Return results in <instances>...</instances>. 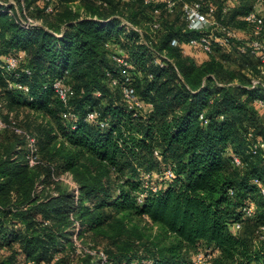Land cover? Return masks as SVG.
Returning <instances> with one entry per match:
<instances>
[{
    "label": "trees",
    "instance_id": "16d2710c",
    "mask_svg": "<svg viewBox=\"0 0 264 264\" xmlns=\"http://www.w3.org/2000/svg\"><path fill=\"white\" fill-rule=\"evenodd\" d=\"M24 1L28 15L41 25L24 28L0 12V91L7 103L53 116L61 134L54 127L38 134L17 132V126L1 119L0 249L10 254L1 255L0 264H189L179 260L177 251L195 246L196 253L201 245L206 264H263L264 241L254 247L250 239L264 224V151L249 149L255 139L264 140V132L255 134L264 126L255 103L264 99L263 88L237 82L240 72L230 67L225 72L223 62L230 57L218 55L223 47L217 43L200 64L185 54L188 48L172 46V38L186 41L200 32L186 30L178 12L168 13L160 3L144 6L174 15L184 35L175 22L169 28L163 19L151 31L150 15L139 25L113 13L107 2L94 0L98 7L83 11L58 5L46 14L35 0ZM222 6H217L219 19ZM117 16L142 34L118 28ZM238 43L230 46L245 62L250 54L241 52ZM116 49L130 61L132 85L144 103L140 111L122 101L123 79L110 57ZM7 56L17 58L13 69L4 67ZM106 72L117 77L115 86ZM59 78L72 90L66 105L51 88ZM67 110L76 118L63 117ZM88 111L96 112L91 122L85 119ZM25 134L37 147L33 166L26 159ZM19 135L25 145L17 151ZM232 154L240 157V165L231 163ZM246 155L256 160L247 163ZM153 158L157 163H151ZM126 168L129 177L122 176ZM166 168L173 171L172 179L151 178L157 191L148 190L138 202L145 174ZM65 174L70 182L63 180ZM251 191L262 204L244 219L243 225H253L252 233L248 227L241 235L246 224L238 232L231 225ZM133 217L158 224L175 244H143L140 257L128 227ZM88 237L101 238L106 246L90 245Z\"/></svg>",
    "mask_w": 264,
    "mask_h": 264
},
{
    "label": "built area",
    "instance_id": "2783aa9c",
    "mask_svg": "<svg viewBox=\"0 0 264 264\" xmlns=\"http://www.w3.org/2000/svg\"><path fill=\"white\" fill-rule=\"evenodd\" d=\"M128 1V0H121ZM235 4L238 0H226L222 6V14L225 13L230 7V2ZM260 1V0H258ZM144 5H153L160 3L163 9L168 13H176L180 15V19L184 21L185 29L190 31L200 32L199 36L190 37L186 41H179L176 38H172L170 44L172 46H180L183 51L185 48H191L192 50L201 51L205 54H209L212 51L214 44L220 46H230L234 41H239L238 49L241 52H248L252 55H257L260 62L264 64V18L263 15L257 12L256 9H252L240 17L246 23V27L249 33L244 38L237 37L236 32L233 28L224 24L220 21L222 17L217 18V5L215 0H142ZM34 4H39L46 14H52L57 10L59 2L57 0H35ZM97 4L106 5L105 0H97ZM227 4V5H226ZM0 12L11 15L14 19L24 28H31L35 26H40L41 21L35 19L28 15V9L26 7L24 0H0ZM118 18V28L128 32L130 30H135L141 33V30L127 21L124 17L117 16ZM149 27L151 31H157L160 27V21L153 18L149 22ZM144 42V41H143ZM105 46H109V41H106ZM112 61H114L120 68L119 75L122 77V86L120 88V94L122 101L124 102L126 108L140 111L144 107V103L135 94V89L132 85V77L130 75V61L122 54L120 49L114 50L110 55ZM158 63V60H154ZM17 63V58L14 56H7L4 62V67L7 70L13 69ZM161 64V62H160ZM264 75V71H262ZM106 75L111 83L115 86L117 84V77L113 74L106 72ZM18 89H23L28 91L27 86H23L20 83H12ZM257 85L264 86V80L251 81L250 88H254ZM44 85L43 88H46ZM51 88L56 93L59 100L66 105L69 96L72 94L71 88L66 85L60 78L55 79L51 83ZM99 95V92H97ZM255 103L258 108H264V99H256ZM62 116L65 118L75 119L76 115L70 111H64ZM96 117L95 111H88L85 115V119L89 122L93 121ZM202 117V114L200 115ZM100 127H104V123H99ZM5 124L0 119V127H4ZM17 132V129H15ZM26 143L28 147V153L26 155L27 162L29 166H33L38 162L37 147L33 137L25 134ZM250 152L256 153L258 151H264V140L261 138L255 139L250 146ZM156 153V152H155ZM231 163L235 166L241 164L240 157L237 154L231 155ZM153 177H159L161 179H166L170 181L173 177V171L170 168H166L163 172H148L145 174L144 181L142 183V188L138 194L137 201L141 202L148 190L151 192L157 191L156 185L150 184V179ZM70 182V180H66ZM256 182V179L254 180ZM232 194V191H229ZM260 193L264 195L263 188L260 189ZM255 206L253 203L247 201L241 206V216L239 219L233 222L231 225L232 229L236 232L240 231L244 219L252 218L254 215ZM255 241H264V224L260 225L254 231ZM75 243L79 246L78 241L74 238ZM91 252V251H90ZM93 253V252H91ZM101 261L105 260V255L103 252H98ZM208 256L203 251H198L194 254L192 261L194 264H206ZM26 264H33V261H27ZM264 264V263H263Z\"/></svg>",
    "mask_w": 264,
    "mask_h": 264
},
{
    "label": "rangeland",
    "instance_id": "374dc122",
    "mask_svg": "<svg viewBox=\"0 0 264 264\" xmlns=\"http://www.w3.org/2000/svg\"><path fill=\"white\" fill-rule=\"evenodd\" d=\"M59 2V8L61 9H75L78 11H83L84 8L91 6L89 8H94L98 7L97 4H95L94 0H57ZM107 2V6L113 10V13H116L118 15L124 16L125 18H128L130 21L135 22L137 24L143 25L150 18L153 19H163L165 24L168 25L169 28H174L173 24L174 22L176 23V27H179L180 34L184 35L185 30L180 24V21L175 18V16H170L164 13L161 9H156V8H146L144 4L142 3L141 0H128V1H121V0H105ZM226 0H215L216 5H223ZM225 5V4H224ZM227 5V4H226ZM235 7L231 6L230 9H228L225 13L221 14L220 16L222 19L220 21L224 24L229 25L233 29H242L244 31V38L245 36L248 35L249 30L248 28L243 24L238 16H243L244 13L247 11L252 10L253 8L257 10L258 13L263 15L264 18V0H238L235 4ZM108 8V9H109ZM177 20V21H176ZM172 23V25H171ZM185 54H188L185 53ZM234 54V51H227V50H222L220 49V52H218V55L223 56L227 55L230 57V60L226 59L223 62V69H228L227 67H230L234 69L231 65H235L233 58L231 56ZM195 57V56H193ZM195 59V58H194ZM248 60L246 61L247 64L251 67L248 71H239L238 77L235 78L237 82H246L251 85V81L255 80H264V75L260 74V65L261 63L257 61L255 58H247ZM1 69V68H0ZM225 72H228L226 70ZM250 73V74H247ZM254 74V75H253ZM258 87V86H257ZM264 93V88L263 90H260V92ZM4 91H0V119L6 124H10L11 126L15 127L17 126V130L20 132H28V133H36L38 134L39 131H41L43 128L47 127L50 129V127H54L57 131V133H60V129L57 126V121L53 116H50L48 113L44 112H35L28 107L19 104V103H7L5 99L8 100V96H5ZM22 99V98H21ZM259 116L260 119L263 120L264 122V108L259 110ZM3 131L4 129H1L0 127V138L3 137ZM16 131V130H15ZM261 133H260V132ZM264 132V126L262 125L260 128H256L255 134L258 136L262 137L259 134L263 135ZM9 133V132H7ZM11 134V133H9ZM58 135V136H59ZM17 137V136H16ZM18 143L15 146L16 150H20L24 147V141L22 137L19 135L18 137ZM26 148L27 145H26ZM155 155V154H154ZM156 157V156H155ZM157 159V158H156ZM153 158L151 163L155 164L157 163ZM245 160L247 163H252L253 161L256 160V157H249L246 155ZM264 165V163H263ZM130 168H126V170L123 172L122 176L124 177H129L130 176ZM63 180H70V176L68 174L62 175ZM264 178V177H263ZM249 202L253 203V205L260 206L262 204V198L257 194L256 191H251V198L249 197L248 199ZM246 224V223H245ZM244 224V225H245ZM243 225V226H244ZM129 229L132 231L130 235L132 236L133 241V247L142 253H144L145 247L150 246L152 243L160 246H169V245H174L175 244V239L173 236L167 234L164 232L161 227L158 224L152 223L148 220H146L143 217H133L131 221L128 224ZM249 227V232L252 231L253 225L252 224H246L245 229L243 232H241V235L245 234V230ZM252 233V232H251ZM88 244L90 245H96L97 247H105L106 246V241L102 240L101 238H95V237H88L85 240ZM251 244L255 247L259 244V242L255 241L254 235L250 239ZM143 244H145V247H143ZM197 247L195 246H183L181 247L178 251V258L180 261L187 262L191 264L192 257L194 256L195 250ZM200 248L202 251L205 248L203 245H201ZM91 252L94 253V250H91ZM4 254H10V252H6L4 249H0V257L1 255ZM20 256H17L16 259H20ZM22 260V259H21Z\"/></svg>",
    "mask_w": 264,
    "mask_h": 264
},
{
    "label": "crops",
    "instance_id": "0c3cea01",
    "mask_svg": "<svg viewBox=\"0 0 264 264\" xmlns=\"http://www.w3.org/2000/svg\"><path fill=\"white\" fill-rule=\"evenodd\" d=\"M230 2V1H229ZM230 5L233 7V6H235L233 3H231L230 2ZM241 16H239V17H237V18H240ZM234 30H235V32H236V35H237V37H243L244 36V31L242 30V29H235L234 28ZM189 49V52H188V55H190V57H193V56H195V57H193V58H195V62L197 63V64H200V63H202V62H204V61H206L207 59H208V55H206L205 53H203V52H201V51H197V50H192L191 48H188ZM222 50H227V51H234L233 50V48L231 47V46H223V48H222ZM239 54L238 53H236L235 51H234V54L231 56V57H234L233 58V60H235V62H234V64L235 65H231L232 67H234V70H236V71H248V67H249V69H251V67L249 66V64H247V62L245 61L244 62V59L242 58V57H240V55L238 56ZM251 55V56H250ZM250 55H248L250 58H252V56H253V58H255L257 61H259L260 62V59H259V57L257 56V55H252V54H250ZM229 60H230V58H229ZM261 63V62H260ZM241 64V65H240ZM260 68H261V70H260V74H263L262 73V71H264V64H262L261 63V65H260ZM247 74H250V73H247ZM254 75V74H253ZM261 86V85H260ZM262 88H264V86H261Z\"/></svg>",
    "mask_w": 264,
    "mask_h": 264
}]
</instances>
